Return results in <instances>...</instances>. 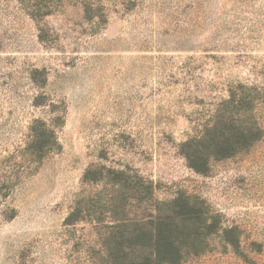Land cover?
Instances as JSON below:
<instances>
[{
    "label": "rangeland",
    "instance_id": "1",
    "mask_svg": "<svg viewBox=\"0 0 264 264\" xmlns=\"http://www.w3.org/2000/svg\"><path fill=\"white\" fill-rule=\"evenodd\" d=\"M239 87L264 97V0H67L39 20L0 0V264H96L99 226L65 221L101 167L205 202L221 231L182 264H264V137L206 174L183 147Z\"/></svg>",
    "mask_w": 264,
    "mask_h": 264
},
{
    "label": "trees",
    "instance_id": "2",
    "mask_svg": "<svg viewBox=\"0 0 264 264\" xmlns=\"http://www.w3.org/2000/svg\"><path fill=\"white\" fill-rule=\"evenodd\" d=\"M20 1L29 16L39 20L67 0ZM262 96L242 87L230 91L228 99L218 105L213 123L183 144L193 170L206 174L211 159L231 158L264 137L254 112L258 102L264 103ZM56 122L60 124L61 118ZM56 128L55 124L43 125L29 147L31 156L42 159L59 148ZM82 182L102 184V189L95 186L82 193L65 223L91 221L99 226L101 249L96 264H182L209 251V238L221 231L220 222L210 215L203 200L178 192L173 199L162 201L152 183L127 171L88 170Z\"/></svg>",
    "mask_w": 264,
    "mask_h": 264
}]
</instances>
